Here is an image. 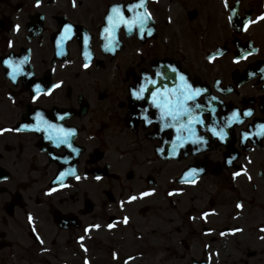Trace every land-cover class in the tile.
Returning a JSON list of instances; mask_svg holds the SVG:
<instances>
[{
    "label": "flooded vegetation",
    "instance_id": "flooded-vegetation-1",
    "mask_svg": "<svg viewBox=\"0 0 264 264\" xmlns=\"http://www.w3.org/2000/svg\"><path fill=\"white\" fill-rule=\"evenodd\" d=\"M132 2L0 0V264H264V136L256 135L264 124V20L240 30L264 13V0H228L229 8L223 0H147L152 35L121 27L115 51L106 50L110 6ZM231 8L238 15L230 21ZM66 24L71 38L58 44ZM23 57L32 75L13 81L3 60ZM162 64L207 89L199 103L217 97L214 116L202 114L206 125L240 112L225 141L198 127L205 145L169 155L174 130L146 125L147 100L129 95ZM58 82L32 99L35 83ZM37 112L75 129L71 148L22 127ZM155 112L149 108L153 119ZM190 167L204 169L195 184L181 182ZM72 169L79 180H57Z\"/></svg>",
    "mask_w": 264,
    "mask_h": 264
},
{
    "label": "snow or ice",
    "instance_id": "snow-or-ice-1",
    "mask_svg": "<svg viewBox=\"0 0 264 264\" xmlns=\"http://www.w3.org/2000/svg\"><path fill=\"white\" fill-rule=\"evenodd\" d=\"M41 0H36L37 5H39ZM224 7L229 8L228 0H223ZM75 4V0H73ZM130 13L126 15L125 13ZM233 15L228 17V20H233L234 16L238 15V11L235 8H231ZM152 20V14L147 10V0H135V2L128 3L125 5L122 4H113L110 6L106 16L105 24L102 30V35L106 39L110 40L112 47H109L108 44L105 45L106 50L115 51V45L118 43L116 38L117 31L124 27L129 33H132L134 30L137 31L141 38L145 35L151 36L153 29L149 27V22ZM264 20V13H261L256 20L245 19L240 23V30L247 31L249 26L256 23L257 21ZM17 30L19 25H16ZM73 25L66 24L63 26V30L60 33L59 44L62 41L71 38ZM85 44H87V38H85ZM11 46V42H9ZM255 51V49H253ZM209 55L208 60L212 61L215 58V55ZM250 53H243L234 57L233 62L239 63L241 60L246 59L247 55ZM85 57H88V53H85ZM28 57H23L18 61H13L11 58H6L3 60V63L10 69L8 75L13 81L17 80V77L20 75L31 76L32 73L24 72V65L27 63ZM84 67H88V64L85 63ZM171 82V83H169ZM62 82L51 85V87L44 88L40 83H35L33 85V96L32 99L36 100L37 97L43 92L44 94H51L52 89L59 88ZM205 92L206 88L195 86L189 79V77L182 71H180L176 66L171 64H162L160 65L151 75L144 74L142 81L138 86H133L129 90V95L132 99L136 101H145L148 102V107L143 109V120L146 125L155 123L159 124L160 131L163 132L165 129H173L175 132V137L171 141V152L169 155L175 156L177 154V149L184 146L187 143L195 145H205L206 140L204 135L198 134V127L206 128V131L211 132L213 136L218 138L220 141H225L228 136V132L225 131V128L230 127L232 124L240 121V112L233 111L231 116L223 122V125H217L215 119H213L212 125H206L205 120L203 119V113L209 112L214 116L215 108L212 106V101L216 100L217 97H211L207 104H202L198 102ZM149 108L156 110L154 113V119L149 114ZM252 114V110L248 109L243 112V115L249 116ZM66 115V114H65ZM61 116L59 119H63ZM34 124H25L22 127L25 129L40 131H48L49 135L47 136L50 140H55L57 146L61 144L67 145L69 148L72 147L70 143L71 138L75 134L74 128H65L63 125H58L49 122L46 120L42 113L37 112L35 116ZM19 131L20 129H14ZM6 131V129H0V132ZM258 136H264V124L259 126V131L256 133ZM249 136L248 132L243 133V140L247 139ZM200 149L197 148L196 151ZM158 151L163 152L164 149H158ZM229 163L232 161L229 160ZM204 169L190 167L188 168L184 175L181 177V182L195 184L199 179L200 173ZM241 173L239 171L233 173V177L239 176ZM67 175H74L77 180L80 179L79 175H76L75 170H69L68 172H61L57 177V180L62 181L63 178ZM251 179V177H248ZM96 179H100L99 176ZM63 186V185H61ZM49 191H55V188L50 189ZM154 191V189H153ZM150 192H142L140 196L150 195ZM172 193H169L171 195ZM137 199L136 196H130L129 200ZM237 208H242L241 204L236 205ZM206 217L207 213H203ZM127 217L124 218V221L127 222ZM29 220H32V217L29 216ZM92 227H99L94 225ZM109 228L112 227L111 224L108 225ZM34 230V229H33ZM233 232L242 231L241 229H233ZM264 231V228L261 229ZM223 234V233H222ZM83 239V237H81ZM43 243V241H41ZM87 264V261L85 262Z\"/></svg>",
    "mask_w": 264,
    "mask_h": 264
},
{
    "label": "rangeland",
    "instance_id": "rangeland-1",
    "mask_svg": "<svg viewBox=\"0 0 264 264\" xmlns=\"http://www.w3.org/2000/svg\"><path fill=\"white\" fill-rule=\"evenodd\" d=\"M68 260V259H67ZM73 260V259H72ZM70 261V260H69ZM69 261H66V264H70V262ZM54 263V262H53ZM78 264H79V262H78Z\"/></svg>",
    "mask_w": 264,
    "mask_h": 264
}]
</instances>
